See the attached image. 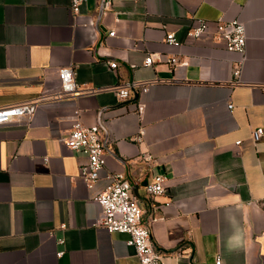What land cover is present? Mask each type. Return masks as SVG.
Segmentation results:
<instances>
[{
  "label": "crops",
  "instance_id": "obj_1",
  "mask_svg": "<svg viewBox=\"0 0 264 264\" xmlns=\"http://www.w3.org/2000/svg\"><path fill=\"white\" fill-rule=\"evenodd\" d=\"M70 3L0 0V106L51 96L58 69L72 64L78 83L98 89L76 100L80 119L102 127L106 168L130 181L164 264H264V0H84L94 40ZM219 16L244 23V54L208 35L184 42L193 18ZM162 54L193 62L174 78ZM146 81L126 100L114 90ZM71 112L44 107L31 125L0 127V264H140L126 234L95 223L105 182L88 188L78 177L85 155L58 139ZM156 173L165 191L150 196Z\"/></svg>",
  "mask_w": 264,
  "mask_h": 264
},
{
  "label": "built area",
  "instance_id": "obj_2",
  "mask_svg": "<svg viewBox=\"0 0 264 264\" xmlns=\"http://www.w3.org/2000/svg\"><path fill=\"white\" fill-rule=\"evenodd\" d=\"M84 0H71L70 10L72 12L75 26L89 29L92 32V40L95 39V22L93 17L80 13V4ZM109 31L108 35H114ZM203 35L210 36L214 45L221 46L229 51L245 52V26L240 20H230L219 16L210 21L203 18H193L189 25L185 41L192 43ZM165 41L170 44H179L173 32H166ZM159 61L166 63L173 71L174 78H179L180 72L193 61L192 58H179L178 55L162 54ZM155 59L148 54L144 59V65H152ZM109 67L115 69L117 62H109ZM239 68L234 70L237 76ZM59 88L51 96L42 94L36 101L21 102L0 106V127L6 124L20 123L31 125L34 116L40 108L66 104L71 106L72 112L69 116L72 124L66 136L59 137L70 150L81 152L86 159L78 166V177L88 188H93L95 182L102 179L105 186L97 192L93 198L98 206L99 215L95 223L107 232H120L127 235L126 244L131 246L140 264H164L163 254L151 240L149 225L142 220L144 210L132 194V185L122 174L113 172L106 168L108 155L107 142L102 136V127L98 124L86 126L80 119L81 109L77 106L76 100L84 95L98 91L97 88L80 84L76 81V72L72 64L61 66L57 72ZM146 82H126L114 86V90L120 100L129 97L131 89L146 91L152 84ZM51 97V98H50ZM233 105L228 102L227 108L231 111ZM59 133V128H54ZM263 135V128L256 127L251 131V137L257 142ZM144 160L153 165L155 158L146 154ZM166 176L163 173H156L145 185V191L150 196L160 195L165 191ZM170 203L160 205L163 209ZM152 218L151 220H155ZM62 252H58L60 255ZM216 264H220L217 258Z\"/></svg>",
  "mask_w": 264,
  "mask_h": 264
}]
</instances>
